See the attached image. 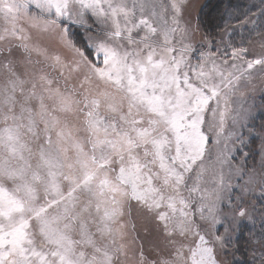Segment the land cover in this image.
<instances>
[{"label": "snow or ice", "instance_id": "6c2138e0", "mask_svg": "<svg viewBox=\"0 0 264 264\" xmlns=\"http://www.w3.org/2000/svg\"><path fill=\"white\" fill-rule=\"evenodd\" d=\"M206 9L0 0V264H236L257 211L264 264V144L234 164L264 38L198 42Z\"/></svg>", "mask_w": 264, "mask_h": 264}, {"label": "rangeland", "instance_id": "374dc122", "mask_svg": "<svg viewBox=\"0 0 264 264\" xmlns=\"http://www.w3.org/2000/svg\"><path fill=\"white\" fill-rule=\"evenodd\" d=\"M205 2L209 4V9L205 11H212V15L216 14L224 2V6L227 5V0H194L195 5ZM217 6L219 7L217 8ZM262 11H264V0H247L242 2L236 10L230 9L232 15L231 18H227L229 24L228 32L230 35L224 36L225 41H231L234 45H240L242 43L250 51L258 52L260 50V42L264 38V15H261ZM214 19L215 17L213 21ZM244 21H247V23H243ZM207 28L197 33L196 40L199 42L207 36L208 39L219 41L222 34L221 31L209 34ZM246 107L250 109L247 123L255 135L251 137V140L243 149L249 153L247 160L244 161L240 153L237 152V159L234 161V164H243L247 169H259L262 160L261 146L264 144V80H261L259 77L254 81V90L249 92ZM243 131L247 137L249 135L248 130L244 129ZM257 208L259 209V205H257ZM254 217V225L248 223L247 228L244 229L240 237L238 243L239 251L235 253L236 264H242L243 261L250 260L252 249L256 246L250 242L249 230L256 234L261 232L259 211L254 213ZM224 259L225 264H232L233 262L231 255Z\"/></svg>", "mask_w": 264, "mask_h": 264}, {"label": "trees", "instance_id": "16d2710c", "mask_svg": "<svg viewBox=\"0 0 264 264\" xmlns=\"http://www.w3.org/2000/svg\"><path fill=\"white\" fill-rule=\"evenodd\" d=\"M244 1H247V0H227V5H225V6H224V4H225V2H224L223 5L220 6V8L216 12V14L212 15V25L207 28L209 33H214V32L216 33V32L220 31V29L216 28L215 25L216 24L223 25V23L225 22V19H227V18H222L221 13L223 12L224 8H226L228 6V4H231V6H232L231 9L236 10L240 6V4H242V2H244ZM214 17H215V19L213 21Z\"/></svg>", "mask_w": 264, "mask_h": 264}]
</instances>
